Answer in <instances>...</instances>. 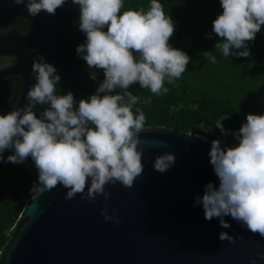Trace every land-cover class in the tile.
Listing matches in <instances>:
<instances>
[{
  "label": "clouds",
  "instance_id": "clouds-1",
  "mask_svg": "<svg viewBox=\"0 0 264 264\" xmlns=\"http://www.w3.org/2000/svg\"><path fill=\"white\" fill-rule=\"evenodd\" d=\"M12 2L25 4L35 17L41 11L54 15L66 0ZM72 3L79 6V29L86 35L77 54L89 69H102L105 78L94 94L81 98L76 106L71 91L57 94L61 76L38 54L32 65L36 82L27 92L28 103L0 114V160L7 149H14L8 162L31 158L38 171V182L30 189L32 200L62 185L68 189L66 200L79 194L82 200L94 201L102 195L107 202L111 193L106 185L120 183L131 188L144 172V149L139 145L146 117L142 109L133 112L140 97L129 91L130 86L138 82L152 94L166 93L165 80L172 84L180 78L191 58L169 43L174 22L159 0H151L147 11L129 8L122 13L123 0ZM220 4L223 11L213 21V32L221 40L214 48L225 57L249 56L248 42L264 26V0H220ZM204 55L216 62L208 51ZM14 60L0 57V68L11 66ZM91 78H97L95 72ZM143 103L150 104L151 99ZM37 105L48 107L37 115ZM225 118L216 128L227 134ZM235 139L238 144L226 149L220 140L212 141L210 163L219 187L209 182L195 204L203 205L205 219L219 218L222 228L231 226L224 219L230 215L251 233L264 237V114L249 113ZM175 162V155L165 152L156 157L153 167L164 173ZM101 214L105 222L120 223L118 216L109 213L107 203ZM219 239L231 241L232 236L222 231ZM259 255L264 258V253Z\"/></svg>",
  "mask_w": 264,
  "mask_h": 264
},
{
  "label": "water",
  "instance_id": "water-1",
  "mask_svg": "<svg viewBox=\"0 0 264 264\" xmlns=\"http://www.w3.org/2000/svg\"><path fill=\"white\" fill-rule=\"evenodd\" d=\"M18 18L29 24L0 28V57H15L0 68V80L17 75L21 80L17 107L28 103L27 92L36 82L34 59L42 54L55 64L58 50L57 10L30 16L25 4L0 0V20ZM35 49L36 51H33ZM48 105H37L43 110ZM168 126L145 125L139 147L144 149V172L131 188L106 185L111 198L66 200L68 189L58 185L37 200L29 199L0 251V264H264V237L253 234L232 217L205 219L202 197L205 186L219 187L210 163L212 142ZM171 152L176 162L166 172L154 169L157 156ZM87 191V189L85 190ZM108 211L120 223L105 222ZM227 232L232 240H220Z\"/></svg>",
  "mask_w": 264,
  "mask_h": 264
},
{
  "label": "trees",
  "instance_id": "trees-1",
  "mask_svg": "<svg viewBox=\"0 0 264 264\" xmlns=\"http://www.w3.org/2000/svg\"><path fill=\"white\" fill-rule=\"evenodd\" d=\"M123 2L121 13L129 8L147 11L151 0ZM159 2L174 22L175 30L169 43L182 49L191 59L180 78L172 84L165 80L166 93L152 94L150 89L141 88L138 82L131 85L129 91L140 97L133 106V112L143 110L145 125L168 126L191 134H202L210 140H217L219 134L226 138V142L236 140L232 131L239 130L249 113L264 114V26H261L255 40L248 42L249 56L225 57L222 50L214 48L221 40L213 32V21L223 11L220 0ZM79 12V6L72 0H66L63 7L57 9L60 58L54 64L61 76L57 94L71 91L76 106L81 98L94 94L105 78L102 69H89L86 61L77 54V46L86 42V35L79 29ZM11 25H20L23 30L29 27L18 18L0 20L2 29ZM207 51L216 57L215 63L205 58ZM92 72L96 73L95 80L91 78ZM16 77L12 75L0 80V111L11 109L19 99L21 85L18 87ZM148 98L151 103H143ZM34 111L39 115L42 110ZM226 116L222 123L227 134L216 128ZM221 147L226 149L229 145L221 143ZM13 153L14 149L5 150L3 160H0V251L24 205L32 198L30 189L38 182V171L31 158L22 163L8 162L7 157Z\"/></svg>",
  "mask_w": 264,
  "mask_h": 264
},
{
  "label": "built area",
  "instance_id": "built-area-1",
  "mask_svg": "<svg viewBox=\"0 0 264 264\" xmlns=\"http://www.w3.org/2000/svg\"><path fill=\"white\" fill-rule=\"evenodd\" d=\"M235 133H236V131H232V136H235ZM198 135L206 138L207 140H209L211 142L213 141V140H210L208 136H205V135H202V134H198ZM216 137H217L218 140L221 141V143H227L229 146H235L236 144H238V141L237 140H233V139H231L229 142H226V138L223 135H220V134L217 135Z\"/></svg>",
  "mask_w": 264,
  "mask_h": 264
},
{
  "label": "flooded vegetation",
  "instance_id": "flooded-vegetation-1",
  "mask_svg": "<svg viewBox=\"0 0 264 264\" xmlns=\"http://www.w3.org/2000/svg\"><path fill=\"white\" fill-rule=\"evenodd\" d=\"M16 79H17V84H18V87H19V85H21V80H20V77H19V76H17V77H16Z\"/></svg>",
  "mask_w": 264,
  "mask_h": 264
}]
</instances>
